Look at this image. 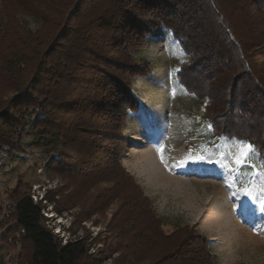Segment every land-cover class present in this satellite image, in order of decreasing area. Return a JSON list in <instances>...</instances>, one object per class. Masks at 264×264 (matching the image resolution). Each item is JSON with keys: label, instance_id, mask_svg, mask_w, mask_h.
I'll use <instances>...</instances> for the list:
<instances>
[{"label": "trees", "instance_id": "trees-1", "mask_svg": "<svg viewBox=\"0 0 264 264\" xmlns=\"http://www.w3.org/2000/svg\"><path fill=\"white\" fill-rule=\"evenodd\" d=\"M76 1L0 0V13L19 9L37 15L42 29L61 26L31 56L27 91L0 115L6 127L0 151H16V140L28 126L36 143L50 146L49 151L76 149L77 144L74 156H82L81 161L58 151L48 167L68 178L62 172L77 162L96 171L94 178L100 180L107 163L110 200L121 201L126 212L116 250L126 264H215L208 239L192 228L163 233V223L121 168L122 132L139 110L130 82L152 73L150 64L136 62L132 52L144 49L150 38L169 34L187 58L178 66L176 81L203 106L208 144L215 138L249 142L264 170V0H101L107 7L94 11L91 19L81 14L82 0ZM39 37L28 35L27 41L42 46ZM25 41L20 47L28 49ZM63 41H68L64 47ZM13 61L12 76L29 64L22 57ZM121 187L129 194H122ZM42 203L54 204L45 196L33 202L29 194L16 193L10 207L9 229L15 230L16 241L29 246L26 264H95L85 240L62 243L45 225ZM144 244L156 245L151 259L142 258Z\"/></svg>", "mask_w": 264, "mask_h": 264}, {"label": "rangeland", "instance_id": "rangeland-1", "mask_svg": "<svg viewBox=\"0 0 264 264\" xmlns=\"http://www.w3.org/2000/svg\"><path fill=\"white\" fill-rule=\"evenodd\" d=\"M101 3V0H82L81 14L91 19L94 11L107 7ZM66 19L62 20L63 24ZM49 27L42 29L37 15L19 9L9 15L6 9L0 13V115L5 114L11 100L27 91L31 56L41 51L46 46L44 40L48 41L61 28L50 30ZM35 33L44 41L38 48L27 41L28 35ZM19 37L21 40L17 41ZM23 40L28 49L20 47ZM67 42L63 41L62 47ZM132 56L136 62L150 64L152 73L130 82L139 110L130 116L122 132L125 142H122L121 168L163 223V233L192 228L208 239L215 264H264V214L258 211V204L240 193L233 180L237 178V185L241 186L259 187L263 183V176L257 174L262 169L255 153L250 155L247 166L241 167L239 175L215 164L184 165L190 155L193 159L204 155L234 166L238 141L215 138L208 144L210 138L203 129V106L176 81L178 66L187 58L169 34L150 38L147 46L133 51ZM13 57L29 60L26 68L20 70L22 73L16 71L15 76L9 74L16 69V63L11 62ZM5 129L0 122V135L6 133ZM35 138L28 126L16 140V151H0V264H26L28 260L29 246L16 241L15 230L9 229L13 224L10 207L16 193L29 194L33 202L42 196L54 202L51 206L42 203L45 206L42 216L45 225L62 243L83 239L95 264H126L128 261L116 252L121 245L118 229L122 228L126 212L120 207L121 201L110 200L107 163L102 164L100 180H95L96 171L77 163L82 156H74L73 146L49 151L50 146L42 147ZM158 149L163 150L162 154ZM58 151L77 160L73 161L75 167L62 172L69 174L68 178L48 167ZM71 176H74L72 180ZM121 192L129 194L126 187H121ZM241 201L257 211L238 216ZM115 224L117 228L113 229ZM144 245L142 258L151 259L156 245Z\"/></svg>", "mask_w": 264, "mask_h": 264}, {"label": "snow or ice", "instance_id": "snow-or-ice-1", "mask_svg": "<svg viewBox=\"0 0 264 264\" xmlns=\"http://www.w3.org/2000/svg\"><path fill=\"white\" fill-rule=\"evenodd\" d=\"M158 151L162 154V149H158ZM255 152L254 146L245 141H239L238 142V153L233 154L234 160L233 165L229 164H222L221 160H213L210 157H205L204 155H198L194 159L189 156L187 160L183 162L184 165H187L188 163L193 164H215L218 166L223 167L227 172L239 175L241 174L240 170L241 167L247 166L248 160L251 154ZM162 162H163V156H162ZM252 167H255L252 165ZM258 175L264 176V170H261V172L257 173ZM240 193L243 196H247L249 200L252 201L253 204H258V211L262 214H264V183H262L259 187H256L255 185H243L239 189ZM235 203V202H234ZM240 211L237 212V215H248L250 213H255L257 211L256 208H252L250 205H248L245 201H241L239 204Z\"/></svg>", "mask_w": 264, "mask_h": 264}, {"label": "clouds", "instance_id": "clouds-1", "mask_svg": "<svg viewBox=\"0 0 264 264\" xmlns=\"http://www.w3.org/2000/svg\"><path fill=\"white\" fill-rule=\"evenodd\" d=\"M43 197V196H42ZM42 197H41V199L40 200H42Z\"/></svg>", "mask_w": 264, "mask_h": 264}]
</instances>
